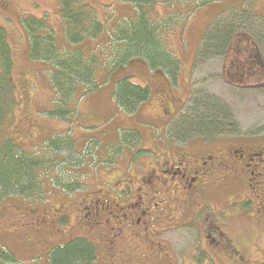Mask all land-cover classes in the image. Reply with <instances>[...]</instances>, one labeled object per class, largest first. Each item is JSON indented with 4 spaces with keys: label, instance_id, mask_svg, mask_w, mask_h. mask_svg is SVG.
I'll use <instances>...</instances> for the list:
<instances>
[{
    "label": "rangeland",
    "instance_id": "1",
    "mask_svg": "<svg viewBox=\"0 0 264 264\" xmlns=\"http://www.w3.org/2000/svg\"><path fill=\"white\" fill-rule=\"evenodd\" d=\"M60 1L0 0V26L5 30L11 50V80L15 87V102L0 120V141L11 138L21 149L35 150L48 138L64 133L74 141L75 153L81 154L75 162L83 161L76 170L67 165L65 171L61 172L57 167L58 174L68 175V184L76 182L80 185L76 192L52 186L48 177H45L43 182L45 192L48 193H42L41 198H0V249L8 251L15 259V262L8 264L42 263L45 257L36 256L37 252L33 250L29 240L37 242L50 234L51 238L60 239L59 235L65 229L57 232L55 226L62 224L60 221L55 223L54 218L65 206L69 208L80 198L96 194L97 191L108 192L115 199L117 196L122 199L127 194L126 186L122 185L125 182L123 180L133 176V186L137 189L140 183L135 180L156 167L153 157L158 151V145L164 143L186 146L188 141L168 140L165 129L184 110L192 92L205 91L228 103L234 116V124L229 128L234 132L229 131L223 135H251L263 131L264 137V87L263 95L259 88L245 91L234 89L227 78L222 76L221 69L225 62L222 58L213 57L194 66L202 34L216 15L242 3L251 6L264 17V0H212L198 7V0H157L147 5L151 17L160 21L163 27L167 47L179 59V70L175 79L168 75L163 77L161 70L147 74L135 61L130 63L129 68L124 66L111 71L107 77H102L98 71L96 79L99 87L79 98L75 113L66 121L44 113L52 106L54 98V90L49 80V66L43 64L45 62L29 58V41L23 26L26 17L45 18L54 31L56 43L60 46L67 44L59 18ZM84 1L94 9L101 21H111L107 24L108 27L130 13L129 8L120 5L122 2ZM88 41L81 48L86 53L94 46V42ZM126 73L131 76L133 83L142 87L148 86L150 89V98L132 114L122 112L112 96L115 81ZM191 149L190 145L189 150ZM56 158L70 161L67 153H61ZM55 164L58 162L53 163V168H56ZM68 170L74 172L67 174ZM45 171L57 177L52 171ZM209 198L211 201L217 200L212 195ZM169 203L173 204L172 201ZM243 212H250V207L243 208ZM25 214L33 216L25 217ZM72 219L73 214L69 221L65 220L64 227H69L73 223ZM40 223H44L45 229L40 230ZM48 226H52L49 227L51 232L47 229ZM71 228L74 230V225ZM199 229L206 232V224H203L202 219L195 218L186 228L159 237L172 249L175 264H194L196 259L193 251L196 248L200 251L201 247L212 252V259L204 253V258L210 259L212 264H233L222 255V249H213L212 242L204 238L206 233L201 238L197 236ZM248 229L245 223H232L228 227L234 241L241 247V258L252 262L256 256L255 251L249 249V242L253 237L250 234L255 230ZM73 230H66L65 234L69 235ZM95 234L96 232H92L89 235L88 232V236L92 238ZM244 239L248 243L245 244ZM25 241H29L30 245H26ZM258 241L256 248L263 252L264 260V222L263 238ZM99 257L102 260L101 254Z\"/></svg>",
    "mask_w": 264,
    "mask_h": 264
},
{
    "label": "trees",
    "instance_id": "2",
    "mask_svg": "<svg viewBox=\"0 0 264 264\" xmlns=\"http://www.w3.org/2000/svg\"><path fill=\"white\" fill-rule=\"evenodd\" d=\"M112 1L130 4L136 10L134 15L118 19L108 27L107 22L101 21L84 0H61L59 18L68 45L56 43L54 31L45 18L30 16L23 20L29 41V58L50 66L49 80L54 98L52 106L44 112L49 117L66 121L74 114L79 98L99 87L98 71L102 74L105 70L107 77L111 71L126 66L132 60H142L150 70H162L173 80L178 74L179 59L167 47L160 21L154 20L146 8L157 0ZM210 1L198 0L196 6ZM239 35L259 48L263 46L264 59V17L251 6L241 3L229 7L208 23L196 51L194 66L213 57L222 58L225 61L222 76L230 85L229 62L232 46ZM88 40L93 41L94 46L86 53L81 48ZM10 51L5 30L0 26V120L15 102ZM130 77L117 79L112 94L115 104L127 114L135 113L150 98L149 87L133 83ZM186 103L184 110L165 129L168 140L187 142L194 137L209 138L234 132L229 128L234 124V116L226 101L204 91L192 92ZM61 153H67L70 161L66 158L58 160L56 157ZM80 155L75 153L74 141L64 133L48 138L35 150L21 149L11 138L1 140L0 198H41L42 193H48L43 182L45 177L52 186L75 191L80 185L74 181L72 185L68 184V175L66 179V176L58 174L57 167L61 172L67 165L78 169L83 161L75 162V159ZM54 162H58L56 168L52 166ZM45 170L52 171L57 177ZM73 172L68 170L66 173ZM95 259L93 246L78 239L54 248L49 254V264H92ZM13 262L12 254L0 249V264ZM200 263L212 264L208 258Z\"/></svg>",
    "mask_w": 264,
    "mask_h": 264
},
{
    "label": "flooded vegetation",
    "instance_id": "3",
    "mask_svg": "<svg viewBox=\"0 0 264 264\" xmlns=\"http://www.w3.org/2000/svg\"><path fill=\"white\" fill-rule=\"evenodd\" d=\"M246 40L239 35L234 41L229 82L234 88H259L263 95V46L259 48ZM157 150L153 157L156 167L135 180L140 183L137 189L130 175L123 180L127 194L122 199L97 191L59 211L54 219L62 225L55 228L57 232L65 229L60 239L51 238V234L37 242L26 239L37 257H45L40 264H49V254L54 248L75 239L93 246L96 259L92 264H175L172 249L159 237L186 228L195 218L202 219L207 228L206 232L199 229L197 236L201 238L206 233L204 238L212 242L215 251L222 249L227 260L233 264H264L263 252L256 248L263 238L264 222L263 131L194 137L186 146L163 143ZM211 195L217 200L211 201ZM245 207H250V212L244 213ZM72 214L73 223L64 227ZM232 223H245L248 230L256 231L250 234L253 237L249 249L256 256L252 262L241 258V247L228 230ZM43 224H39L40 230L45 229ZM49 227L52 226L47 227L51 232ZM70 229L73 232L69 236L65 232ZM88 232L96 234L92 238ZM29 241L25 244L30 245ZM204 253L213 258L212 252L201 247L200 251L197 248L193 251L196 260L192 262L201 264L199 260Z\"/></svg>",
    "mask_w": 264,
    "mask_h": 264
},
{
    "label": "crops",
    "instance_id": "4",
    "mask_svg": "<svg viewBox=\"0 0 264 264\" xmlns=\"http://www.w3.org/2000/svg\"><path fill=\"white\" fill-rule=\"evenodd\" d=\"M120 5H122V6H126L127 8L130 9V13L127 15V17H129V16H133V15H134V13H135V8H134V7H132V6L129 5V4L125 5V3H122V4H120ZM121 18H122V17H121ZM110 22H111V21L107 22V24L110 23ZM162 31H163V28H162ZM163 36L165 37L164 31H163ZM92 42H93V41H92ZM198 46H199V45H198ZM168 48H169V47H168ZM169 49H170V48H169ZM197 49H198V48H197ZM170 50H171V49H170ZM132 61H135L136 63L138 62V64L141 65V66L143 67V71H145L147 74H150V73L152 72V70L149 69V67L147 66V64H146L144 61H142V60H132ZM132 61H130V62L127 63V65H126L127 68H129V65H130V63H132ZM43 64L49 66V64H46V63H43ZM49 69H50V66H49ZM161 71H162V70H161ZM102 72H103V73H102V77H105V76H106V72H105V70L102 71ZM120 74H121V73H120ZM161 74L163 75V77H166L163 71L161 72ZM123 76H130V75H127V73H126V74H124Z\"/></svg>",
    "mask_w": 264,
    "mask_h": 264
}]
</instances>
